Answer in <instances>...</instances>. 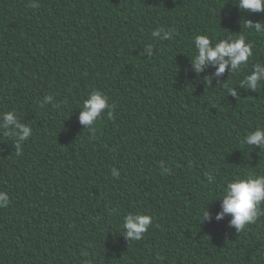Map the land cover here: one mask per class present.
<instances>
[{"label":"trees","instance_id":"obj_1","mask_svg":"<svg viewBox=\"0 0 264 264\" xmlns=\"http://www.w3.org/2000/svg\"><path fill=\"white\" fill-rule=\"evenodd\" d=\"M31 2L0 0V114L32 129L19 141L0 127V264H264V216L239 233L215 219L227 182L264 173V149L242 143L264 127V82L239 88L264 63L244 21L264 14L236 0ZM239 33L253 43L240 72L192 69L195 35ZM92 90L113 106L95 131L79 121ZM129 213L153 218L139 241L123 234Z\"/></svg>","mask_w":264,"mask_h":264},{"label":"clouds","instance_id":"obj_2","mask_svg":"<svg viewBox=\"0 0 264 264\" xmlns=\"http://www.w3.org/2000/svg\"><path fill=\"white\" fill-rule=\"evenodd\" d=\"M39 5L32 0L28 7L37 8ZM236 7L241 12L250 14H264V0H236ZM244 25L247 29L258 34H264V20L255 21L245 20ZM241 33V32H240ZM238 34L236 38L227 36L225 38H210L207 34H197L193 37L195 52L191 59V67L196 73L204 71L205 67H215V77L223 75L226 70L231 74L238 73L242 67L247 66L250 57L253 55V43L249 42L244 34ZM174 29L165 30L163 27L154 29L152 37L159 40L171 39ZM162 37V38H161ZM149 51L148 56L153 55V46L145 45ZM213 77H205V81L210 85ZM264 82V63H255L252 65L250 73L244 76L240 81L239 88L256 92L261 83ZM231 96L237 97L236 89H232ZM52 96H45L46 101H50ZM82 111L79 121L82 125L93 126L106 113L108 119H112L113 106L109 103L108 97L99 90H92L81 107ZM4 121L0 127L7 130L6 134L17 138L19 141H27L32 135V129L17 121V115L13 112H4L0 114ZM9 126H14L9 128ZM242 143L247 146H255L264 149V127L257 126L256 129L248 133ZM16 155L22 154L21 144L17 143ZM163 166V162H161ZM113 177H118L119 172L113 168L111 170ZM209 184L214 182V176L207 174ZM220 200L222 201V211L215 215L216 220H221L225 215L230 214L232 219L230 226L234 227L239 233L247 225L254 224L261 216H264V173H249L245 177L236 176L223 188ZM10 197L7 192L0 191V208H6L9 205ZM203 220H211L212 216L206 210L203 214ZM153 218L147 214L129 213L123 217V234L132 240L139 241L152 225Z\"/></svg>","mask_w":264,"mask_h":264}]
</instances>
